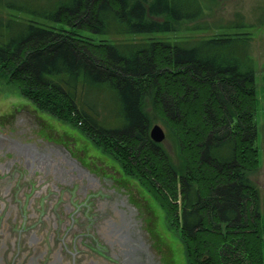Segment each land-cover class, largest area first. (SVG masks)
<instances>
[{"label":"trees","instance_id":"16d2710c","mask_svg":"<svg viewBox=\"0 0 264 264\" xmlns=\"http://www.w3.org/2000/svg\"><path fill=\"white\" fill-rule=\"evenodd\" d=\"M197 2L61 0L38 13L0 0L25 13L0 16V70L37 108L74 121L118 158L181 227L190 264H264L259 190L245 175L259 166L249 37L138 40L172 34L161 18L197 20ZM152 92L161 123L179 142L184 176L149 136L142 101Z\"/></svg>","mask_w":264,"mask_h":264},{"label":"flooded vegetation","instance_id":"af4514ba","mask_svg":"<svg viewBox=\"0 0 264 264\" xmlns=\"http://www.w3.org/2000/svg\"><path fill=\"white\" fill-rule=\"evenodd\" d=\"M65 146L29 110L0 117L2 229L17 204L37 221L22 228L29 240L26 264H65L68 257L76 264L95 242L105 247L97 250L102 262L96 264H158L138 202L127 190L117 192L115 177L87 168ZM86 212L106 215L104 225L88 220ZM37 230L47 232L40 239Z\"/></svg>","mask_w":264,"mask_h":264},{"label":"rangeland","instance_id":"374dc122","mask_svg":"<svg viewBox=\"0 0 264 264\" xmlns=\"http://www.w3.org/2000/svg\"><path fill=\"white\" fill-rule=\"evenodd\" d=\"M14 1H18L21 5L26 3L29 8H35L39 11L38 13H41V9L51 8L52 5L55 8V2H60L61 0ZM196 1L200 4V10H203V15L200 13L197 20L190 22L183 19L181 22H175L170 18H161L158 20L159 22L167 21L175 27L172 34L140 36L138 40L147 41L152 38V42H162L163 40L165 43L170 42L173 44L175 42H190L198 39L214 38L216 36L246 35L249 37V55H251L253 65L255 66L254 88L255 97L257 98V110L252 120L254 122V130L256 131L254 142L256 153L258 154L257 164L259 166L255 173H246L245 175L258 186L261 217L263 218L261 229L264 240V0ZM9 15L22 18L25 16V13L18 9L9 10L6 6H0V16L7 19ZM2 22H6V20H2ZM49 25L55 28H62L63 30L66 29L65 26L61 27L56 23H49ZM87 36L93 37L92 35ZM92 39L105 42L136 40L131 38L118 39L115 36H108V38L93 37ZM4 73L7 74L6 71L4 72V69L0 70V117L5 114L13 115L24 110H29L34 115L36 114L41 125L47 126L51 130L53 138L65 144V148L71 151L78 161H82L83 165L87 168H93L97 171L105 172L113 178L115 177L119 181L117 192L127 190L130 198L138 202L139 210L147 217L146 223H149V227L147 226L150 234L149 245L151 244L152 254L155 256V261L158 264H190L181 227L168 218L158 201L155 200L153 195L138 180L126 174L118 158L99 147L95 140L86 136L81 128H78L74 124V121L54 118L48 112L37 108L22 93L19 87L10 82L11 77L6 76ZM154 100L155 93L152 92L149 95L143 96L142 101L143 111L149 118L150 125H152L149 136H151L156 126L162 129L165 139L162 142H155L151 136V140L154 144L165 148L177 173L184 176L187 172V167H185V160L184 156H182L179 142L175 135L161 123V119L155 110ZM45 197L42 199H45ZM19 207V204H17V209L10 217L6 229H2L3 222H0V264H26L24 253L28 247L29 240L22 228L26 222L32 223L37 221L33 216V212L29 211V213H25L23 211L24 206ZM111 207L108 206V210H106L107 214H110ZM92 215L86 212L88 220H93L96 225H101L102 223L104 225L103 219L107 218L106 215ZM32 228H34L33 225ZM3 230L4 234L2 233ZM46 232H39L37 230V237L41 239V235L43 236ZM96 243L92 245L91 252L86 253L84 257L77 256L79 260L77 259L76 264H96L102 262V258L98 255L97 250L105 247ZM262 249L264 251V241ZM67 260L65 264L74 263L70 257Z\"/></svg>","mask_w":264,"mask_h":264},{"label":"water","instance_id":"95a60500","mask_svg":"<svg viewBox=\"0 0 264 264\" xmlns=\"http://www.w3.org/2000/svg\"><path fill=\"white\" fill-rule=\"evenodd\" d=\"M151 136L155 142H162L165 139V135H163L162 129L159 126H156Z\"/></svg>","mask_w":264,"mask_h":264}]
</instances>
